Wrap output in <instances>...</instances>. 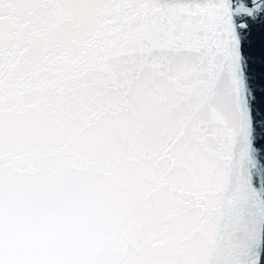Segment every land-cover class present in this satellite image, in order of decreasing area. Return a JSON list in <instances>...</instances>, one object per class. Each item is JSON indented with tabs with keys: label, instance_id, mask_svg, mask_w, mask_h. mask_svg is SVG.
I'll return each instance as SVG.
<instances>
[{
	"label": "snow or ice",
	"instance_id": "1",
	"mask_svg": "<svg viewBox=\"0 0 264 264\" xmlns=\"http://www.w3.org/2000/svg\"><path fill=\"white\" fill-rule=\"evenodd\" d=\"M261 21L264 0H0V264H264Z\"/></svg>",
	"mask_w": 264,
	"mask_h": 264
},
{
	"label": "water",
	"instance_id": "2",
	"mask_svg": "<svg viewBox=\"0 0 264 264\" xmlns=\"http://www.w3.org/2000/svg\"><path fill=\"white\" fill-rule=\"evenodd\" d=\"M245 50L251 61L250 76L252 86L256 90L255 107L258 115L262 91V73H264V21L253 24L251 40L246 42ZM257 146H260L259 142Z\"/></svg>",
	"mask_w": 264,
	"mask_h": 264
}]
</instances>
